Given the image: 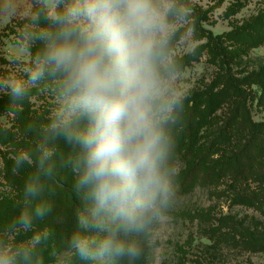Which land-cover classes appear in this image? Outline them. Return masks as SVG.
<instances>
[{"label": "clouds", "instance_id": "clouds-1", "mask_svg": "<svg viewBox=\"0 0 264 264\" xmlns=\"http://www.w3.org/2000/svg\"><path fill=\"white\" fill-rule=\"evenodd\" d=\"M188 0H32L19 15L9 54L21 73L0 76L6 113L18 115L33 89L52 98L43 123H29L34 147L19 209L0 228V264H46L61 172L74 177L77 228L51 264H158L176 204L178 130L187 93L183 54ZM27 238L18 239L22 234Z\"/></svg>", "mask_w": 264, "mask_h": 264}, {"label": "trees", "instance_id": "trees-1", "mask_svg": "<svg viewBox=\"0 0 264 264\" xmlns=\"http://www.w3.org/2000/svg\"><path fill=\"white\" fill-rule=\"evenodd\" d=\"M193 11L192 19L197 21L195 32L208 40L211 59L218 65L219 73L205 91L185 101L182 124L178 130L177 154L185 168L178 174L176 184L183 193H189L197 184H213L229 180L232 183L228 191L232 202L248 208H254L264 216V120L254 122L248 103L251 90L257 87L264 104V67L248 73L244 78L233 72V63L237 62L249 49H256L264 43V12L247 25L236 28L224 36H214L202 26L204 18L201 12ZM22 21L15 22L10 32L15 35ZM236 45L235 50L224 46V40ZM232 65V66H231ZM40 89H33L30 98L15 116V126H0V145L7 148L1 152L4 167L0 178L11 188L10 193L0 194V228L16 214L19 202L23 199V185L27 173L31 170L13 172V155L21 150L34 147L35 136L28 132L29 123H43L47 117L33 110L31 98L37 96ZM192 104V105H191ZM8 97H0V115H6ZM225 117L218 116V111ZM256 184V189L244 186ZM74 177L68 170L61 172V178L54 183V193L50 196L53 205L52 214L37 223L38 229L51 232V239L58 251L63 241L76 230V210L80 201L72 190ZM206 237L212 243L214 259L223 256L224 249L240 254L264 253V222L253 220L246 223L237 217H226L218 221V226L206 225ZM22 234L18 239L30 236ZM49 241V243H50ZM48 243V244H49ZM55 247V248H56ZM55 248L44 252L46 264L50 263ZM210 253V252H209ZM53 255V254H52ZM215 261V260H214Z\"/></svg>", "mask_w": 264, "mask_h": 264}, {"label": "rangeland", "instance_id": "rangeland-1", "mask_svg": "<svg viewBox=\"0 0 264 264\" xmlns=\"http://www.w3.org/2000/svg\"><path fill=\"white\" fill-rule=\"evenodd\" d=\"M32 0H0V76L9 73H21L22 66L15 62L9 54V46L15 39L10 32L15 22L22 21L19 15L11 18L4 15V9L11 4L23 11ZM188 3L201 12L204 18L202 26L211 31L214 36H224L236 28L247 25L260 13L264 12V0H188ZM195 12L193 11L192 17ZM197 21L192 19L188 29L189 38L187 48L183 54V86L189 100L205 91L213 82L215 75L220 72L218 65L211 59V50L208 40L200 37L195 32ZM224 46L229 50H235L236 45L224 40ZM237 62L233 63V72L236 76L244 78L248 73L264 67V43L256 49H249ZM38 89V88H37ZM250 93L248 108L254 122L264 120V104L258 100L261 98L258 88L255 86ZM2 94H0V97ZM32 109L39 114L48 117L52 107L51 96L40 90L37 96L31 98ZM192 105V104H191ZM218 116L225 117V112L218 111ZM15 117L0 115V126L13 128ZM0 151L6 152L7 148L0 145ZM4 163L0 153V170ZM185 168V164L179 159V173ZM178 173V174H179ZM229 180L213 184H197L189 193H183L176 184V204L171 212V220L163 238L160 250L161 259L158 264H264L263 254H240L224 249L223 256L214 259L212 243L206 237V225L212 223L218 226V221L232 216L246 223L253 220L264 222V216L254 208L237 205L232 202V195L227 192L231 185ZM248 189L255 190L256 184ZM11 188L0 178V194L10 193ZM56 245L50 241L47 248L52 250ZM58 252L55 248L51 254ZM210 252V253H209ZM215 260V261H214ZM79 264V262H77Z\"/></svg>", "mask_w": 264, "mask_h": 264}]
</instances>
